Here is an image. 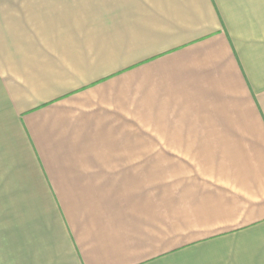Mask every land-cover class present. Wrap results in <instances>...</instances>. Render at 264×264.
I'll use <instances>...</instances> for the list:
<instances>
[{
  "label": "crops",
  "instance_id": "crops-1",
  "mask_svg": "<svg viewBox=\"0 0 264 264\" xmlns=\"http://www.w3.org/2000/svg\"><path fill=\"white\" fill-rule=\"evenodd\" d=\"M0 264H264V0H0Z\"/></svg>",
  "mask_w": 264,
  "mask_h": 264
}]
</instances>
